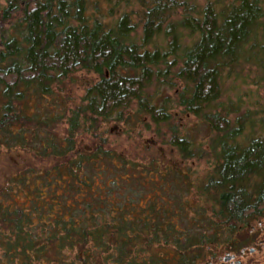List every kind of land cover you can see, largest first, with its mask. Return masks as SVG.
<instances>
[{
    "label": "trees",
    "instance_id": "trees-1",
    "mask_svg": "<svg viewBox=\"0 0 264 264\" xmlns=\"http://www.w3.org/2000/svg\"><path fill=\"white\" fill-rule=\"evenodd\" d=\"M95 3L0 0V149L33 158L0 179V264H201L212 246L241 251L264 218V136L240 139L248 113L219 100L245 65L264 74V0H117L104 20ZM158 36L165 45L148 48ZM80 71L97 79L74 102L64 89ZM110 121L154 126L181 161L212 168L192 184L156 155L134 161L107 145Z\"/></svg>",
    "mask_w": 264,
    "mask_h": 264
},
{
    "label": "rangeland",
    "instance_id": "rangeland-1",
    "mask_svg": "<svg viewBox=\"0 0 264 264\" xmlns=\"http://www.w3.org/2000/svg\"><path fill=\"white\" fill-rule=\"evenodd\" d=\"M95 3L96 10L94 14L98 18L104 20L109 13L110 7L116 5L117 0H90ZM204 2V0H196ZM126 5L115 8L116 14L126 10ZM94 10V9H93ZM90 5L89 12L93 13ZM140 28V27H139ZM138 33L139 29H138ZM183 42H188V37H183ZM167 39L163 36L155 37L154 41L148 45L151 48L155 45L163 47ZM73 82H68L65 85L64 91L71 96L74 102H78L84 94V87L94 82L97 76L91 72L80 71L71 78ZM226 91L221 101L222 105L238 107L242 113H248L247 127L243 131L242 137L247 134L254 136H264V74L256 66L245 65L240 68L237 73L226 80ZM165 94L171 95L172 91L164 89ZM220 108V107H219ZM136 106L133 105L129 114H133ZM172 110H179L173 108ZM181 123L188 129L193 128V135L196 141H200L203 149H208V140L210 134L205 129L199 120L193 116H182ZM64 125H62V128ZM103 131V136L108 140V146L116 152L124 154L126 157L141 163H149L152 157L156 155L157 162H163L165 166H175L182 172L188 175L187 181L192 184H197L199 180L212 168L213 159L208 157L202 160H185L181 161L176 150L167 145H161L156 141L155 128L152 126L149 130L145 129L138 121L135 123H126L110 121L103 123L100 128ZM80 146H89L93 143V138L90 135L82 134L78 140ZM20 155L15 152L0 149V179L2 174L12 168V161H21ZM24 157V156H23ZM22 157V158H23ZM30 159V156L24 157ZM33 161V158L32 160ZM37 162V165H40ZM192 199L198 200L194 187H191ZM251 227L253 241L244 246L239 252H232L226 249L223 244L212 246L206 255L205 261L201 264H264V218L252 221L248 224ZM248 230V229H246ZM233 255L232 262L224 261V257Z\"/></svg>",
    "mask_w": 264,
    "mask_h": 264
},
{
    "label": "water",
    "instance_id": "water-1",
    "mask_svg": "<svg viewBox=\"0 0 264 264\" xmlns=\"http://www.w3.org/2000/svg\"><path fill=\"white\" fill-rule=\"evenodd\" d=\"M233 257H234L233 255H227V256L224 257V261H225V262H226V261H229V260H231Z\"/></svg>",
    "mask_w": 264,
    "mask_h": 264
},
{
    "label": "flooded vegetation",
    "instance_id": "flooded-vegetation-1",
    "mask_svg": "<svg viewBox=\"0 0 264 264\" xmlns=\"http://www.w3.org/2000/svg\"><path fill=\"white\" fill-rule=\"evenodd\" d=\"M230 262H232V260H230Z\"/></svg>",
    "mask_w": 264,
    "mask_h": 264
}]
</instances>
